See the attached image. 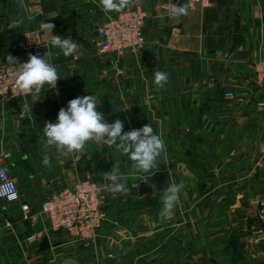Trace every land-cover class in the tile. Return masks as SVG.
Wrapping results in <instances>:
<instances>
[{
  "label": "crops",
  "instance_id": "1",
  "mask_svg": "<svg viewBox=\"0 0 264 264\" xmlns=\"http://www.w3.org/2000/svg\"><path fill=\"white\" fill-rule=\"evenodd\" d=\"M0 0V67L11 54L26 61L20 48L26 32L48 46L50 34L39 30L41 12L54 16L53 34L70 37L77 53L53 59L61 79L45 85L38 96L0 101V153L8 162L21 200H0V264H236L239 256L264 245V100L252 66L264 61V0H130L146 13L143 49L119 57L100 55L93 39L97 28L119 12L105 13L100 0ZM173 7L187 8L172 14ZM36 16L9 29L17 17ZM53 51H58L53 49ZM168 73L163 88L154 73ZM247 94L227 100L224 94ZM94 95L97 110L124 131L151 123L165 140L167 152L157 170L141 181L131 161L114 147L89 141L71 157L48 152L42 163V128L56 122L58 111L77 96ZM32 107L34 123L21 118ZM128 109H124V108ZM119 166L127 191L114 193L105 173ZM87 177L106 197L107 220L90 248L52 231L48 220H22L21 204L34 211L47 197L74 190ZM183 183L180 201L161 219L162 190ZM254 206H257V213ZM44 230L31 243L29 238ZM44 238L50 247L41 249ZM256 240H259L256 243Z\"/></svg>",
  "mask_w": 264,
  "mask_h": 264
},
{
  "label": "clouds",
  "instance_id": "2",
  "mask_svg": "<svg viewBox=\"0 0 264 264\" xmlns=\"http://www.w3.org/2000/svg\"><path fill=\"white\" fill-rule=\"evenodd\" d=\"M20 9L25 8V0H17ZM130 0H100L102 11L106 14L112 11H121L127 7ZM183 7H173L172 14L184 13ZM45 17L38 20V17ZM17 17L9 23V29L18 28L27 20H38L39 30L50 34L48 46L43 55L29 53L26 61H20L9 54L7 64L15 68V87L20 93L38 96L45 85L49 89H56L60 78L53 59L61 53L67 57L77 53L80 45L70 37H61L53 34L55 24L51 22L54 16H47L43 12L39 16ZM33 41L29 39V43ZM56 49L58 51H53ZM168 73L157 71L154 73V83L163 88L168 82ZM98 101L94 95L77 96L67 102L66 107H61L57 114L56 122L45 121L42 132L44 137L43 148L48 150L43 155L42 163L50 166L48 152L53 149L61 156L71 157L81 153L89 141L102 143L114 147L122 155L127 156L131 163V170L141 181L149 179L148 174H154L159 166V158L166 154L167 147L161 134H158L151 123L139 129L124 131V121L119 118L109 123L102 112L97 110ZM124 109H128L127 107ZM21 118L33 119L32 107L27 103L22 105ZM107 187L114 193L127 191V176L121 173L119 166L114 164L110 171L105 173ZM183 183H171L162 190L153 186V195H158L162 204L161 219L170 215L180 201Z\"/></svg>",
  "mask_w": 264,
  "mask_h": 264
},
{
  "label": "built area",
  "instance_id": "3",
  "mask_svg": "<svg viewBox=\"0 0 264 264\" xmlns=\"http://www.w3.org/2000/svg\"><path fill=\"white\" fill-rule=\"evenodd\" d=\"M146 13L140 7H129L109 17L97 28L93 44L100 55L114 54L119 57L128 52L143 49L146 43L144 22ZM38 32H26L20 48L28 53L43 55L41 44L35 40ZM29 39L32 43H29ZM255 82L264 87V61L252 66ZM29 95L20 93L15 87L14 66L0 67V101H21ZM227 100H249L247 94L227 91ZM259 112H264V100L256 103ZM12 153H0V200L19 203L21 200L16 180L11 175L8 162ZM107 201L91 177L81 181L74 190H64L44 199L39 210L34 211L27 204H21L22 220L38 223L48 220L52 231L63 232L83 248H90L107 220ZM44 236V230L29 238L37 243ZM259 240H256L258 243Z\"/></svg>",
  "mask_w": 264,
  "mask_h": 264
},
{
  "label": "rangeland",
  "instance_id": "4",
  "mask_svg": "<svg viewBox=\"0 0 264 264\" xmlns=\"http://www.w3.org/2000/svg\"><path fill=\"white\" fill-rule=\"evenodd\" d=\"M236 264H264V245L260 247V250L253 251L252 254L241 255Z\"/></svg>",
  "mask_w": 264,
  "mask_h": 264
},
{
  "label": "water",
  "instance_id": "5",
  "mask_svg": "<svg viewBox=\"0 0 264 264\" xmlns=\"http://www.w3.org/2000/svg\"><path fill=\"white\" fill-rule=\"evenodd\" d=\"M186 3H187V0H184V5H186ZM185 9H186L185 12H187L188 9H187V8H185ZM185 12H184V13H185ZM254 209H255V212H256V211H257V206H254ZM256 213H257V212H256ZM49 247H50V243H49L48 238H44V239L42 240V243H41V249H42V250H47Z\"/></svg>",
  "mask_w": 264,
  "mask_h": 264
},
{
  "label": "trees",
  "instance_id": "6",
  "mask_svg": "<svg viewBox=\"0 0 264 264\" xmlns=\"http://www.w3.org/2000/svg\"><path fill=\"white\" fill-rule=\"evenodd\" d=\"M240 257H241V256H239L238 258H240ZM238 258H237V260H238ZM237 260H236V261H237Z\"/></svg>",
  "mask_w": 264,
  "mask_h": 264
}]
</instances>
